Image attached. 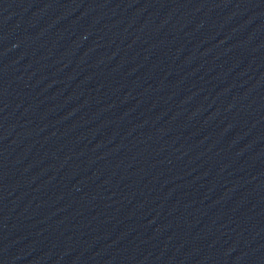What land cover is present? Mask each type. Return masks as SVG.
Here are the masks:
<instances>
[{"label": "water", "instance_id": "95a60500", "mask_svg": "<svg viewBox=\"0 0 264 264\" xmlns=\"http://www.w3.org/2000/svg\"><path fill=\"white\" fill-rule=\"evenodd\" d=\"M0 264H264V0H0Z\"/></svg>", "mask_w": 264, "mask_h": 264}]
</instances>
